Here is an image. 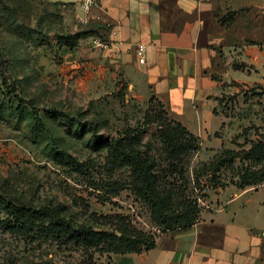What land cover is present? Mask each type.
<instances>
[{"label":"rangeland","instance_id":"rangeland-1","mask_svg":"<svg viewBox=\"0 0 264 264\" xmlns=\"http://www.w3.org/2000/svg\"><path fill=\"white\" fill-rule=\"evenodd\" d=\"M233 1L238 14L229 25L235 37L248 28V52L242 63L230 52L240 73L222 86L216 136L206 139L181 124L199 140L187 159L190 187L191 170L218 151L238 153L240 166L243 153L264 142V0ZM80 7L77 0H0V264H111L114 254L102 252L104 243L89 246L81 229L117 235L122 221L155 241L163 236L133 193L128 168L111 164L107 144L141 132L139 149L157 159L158 117L172 119L101 65L104 49L93 41L103 39ZM261 166L264 160L255 167ZM221 172V188H207L199 200L201 220L237 198L232 208L249 200L240 219L264 227V182L240 190L234 171ZM117 184L125 188L109 194ZM15 222L26 231L14 232Z\"/></svg>","mask_w":264,"mask_h":264},{"label":"crops","instance_id":"crops-1","mask_svg":"<svg viewBox=\"0 0 264 264\" xmlns=\"http://www.w3.org/2000/svg\"><path fill=\"white\" fill-rule=\"evenodd\" d=\"M235 3L95 0L84 18L108 42L98 53L101 65L122 74L146 100L153 97L170 119L208 139L222 124L216 115L222 86L237 81L233 74L240 73L233 70L230 52L236 50L241 63L248 52V28L235 37L229 25L238 14L232 13L238 9ZM139 45L144 47L142 64L136 54ZM236 200L223 211L217 206L186 231L156 238L148 252L114 255L111 264H262L264 227L254 219L242 221L239 215L249 200L240 204L242 211L231 207ZM259 212L255 208L254 216Z\"/></svg>","mask_w":264,"mask_h":264},{"label":"trees","instance_id":"trees-1","mask_svg":"<svg viewBox=\"0 0 264 264\" xmlns=\"http://www.w3.org/2000/svg\"><path fill=\"white\" fill-rule=\"evenodd\" d=\"M149 102H155L164 111L162 105L153 97ZM158 119L161 153L157 159L152 155L148 156L147 150L139 149L142 133L136 131L108 143L107 150L114 168H128L130 171L133 193L149 206L151 223L160 229L162 234L186 231L198 224L201 215L199 200L206 198L207 188H221L222 170L231 169L235 172L237 180L234 185L240 190L264 182V166L255 167L264 160V142L259 141L243 153L244 157L239 159L240 166H234L238 153L225 149L215 153L208 163L197 164L191 170L194 187H190L187 159L198 151L199 140L180 123L165 117ZM241 160L253 162L255 166L251 163L242 165ZM124 188L117 184L107 191L109 194L118 195ZM196 191L198 195L194 196ZM43 212L47 218L54 219V212ZM12 230L21 234L26 231L24 226L17 222ZM81 233L89 246L99 247L104 243L102 252L114 255L141 254L156 246L154 238L135 230L123 221L117 225V235L91 229H81Z\"/></svg>","mask_w":264,"mask_h":264},{"label":"built area","instance_id":"built-area-1","mask_svg":"<svg viewBox=\"0 0 264 264\" xmlns=\"http://www.w3.org/2000/svg\"><path fill=\"white\" fill-rule=\"evenodd\" d=\"M80 3H81L80 5H81L82 10L88 13L93 9L95 5V0H80ZM112 34L114 35L115 32H112ZM93 44L99 49H107L109 46L107 41L101 40V39L94 40ZM143 53H144V47L142 45H139L137 47L136 54L139 57L138 61L141 64L143 63V58H142Z\"/></svg>","mask_w":264,"mask_h":264}]
</instances>
